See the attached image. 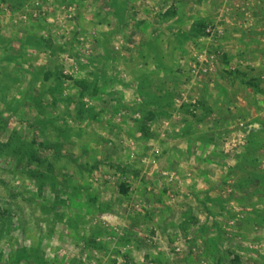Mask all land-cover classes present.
Instances as JSON below:
<instances>
[{
  "label": "rangeland",
  "instance_id": "374dc122",
  "mask_svg": "<svg viewBox=\"0 0 264 264\" xmlns=\"http://www.w3.org/2000/svg\"><path fill=\"white\" fill-rule=\"evenodd\" d=\"M144 3L0 0V264H144L145 228L114 223L134 203L124 148L158 130L161 110L196 132L179 144L194 189L212 174V226L197 227L188 264H264V133L240 132L258 109L240 106L255 72L236 68L228 83L222 58L219 77L203 70L212 3ZM156 58L164 70L148 69Z\"/></svg>",
  "mask_w": 264,
  "mask_h": 264
},
{
  "label": "crops",
  "instance_id": "0c3cea01",
  "mask_svg": "<svg viewBox=\"0 0 264 264\" xmlns=\"http://www.w3.org/2000/svg\"><path fill=\"white\" fill-rule=\"evenodd\" d=\"M161 2H163L161 7H166V0H161ZM205 2L212 3V10H214L212 14V55L215 57L208 62L209 66L205 67L202 64L198 66L200 68L203 66L205 71L212 67L213 79V77H219L221 73V71L218 72L219 63L221 58L225 59L226 63L221 64V70L224 69V80L228 83L229 75L236 72V68H240L239 71L255 72L253 75L256 79L252 82L256 85L255 87L248 86L249 84L246 83L245 88L249 91V98L241 100L240 106L242 110L247 109L245 103L250 102L254 104L253 109H258L254 115L242 120L241 125L245 126L240 129V132L242 136L251 134L252 132L250 133L247 128L252 125L254 131L264 133L263 127L258 125L261 124L262 119L260 118L264 112V48L260 46V43H264V20L259 22L256 17L257 23L251 15L252 10L261 2L263 7L264 0H205ZM144 5L152 6L150 0H145ZM56 15L58 13H50L48 16L53 19L57 18ZM67 16L65 14V17ZM148 17L155 16L151 14ZM249 31L254 34L252 37ZM239 32L241 34L237 35ZM235 39H239L241 43L240 53H236V47L240 43L237 44ZM258 47L262 49H257ZM193 55L202 56L200 52H193ZM235 55L238 56V60H234ZM248 57H256L257 60ZM156 60L157 62L151 63L148 69L151 70L150 67L153 65L157 68L156 70H164V64L158 58ZM188 63L189 66L191 63ZM218 79L223 81L221 78ZM225 89L228 92L229 89ZM256 103L259 106H256ZM172 114L174 112L161 110L156 117L161 123L158 125V130L155 129L152 132L148 130L147 137L140 139L141 142L132 139L134 143H127L124 148V152L130 151L132 160L130 164L124 162L131 169L129 185H127L124 198L134 203L133 206L128 207L130 213H125L127 210L125 208L124 213L127 220L124 218L121 222L114 224L145 228L148 234L146 236L151 238V241L147 242L149 245H147L145 257L143 255L130 256V259L132 257L143 259L144 264H188L192 262L190 258L193 253L191 252L197 250L199 246L196 243L197 238L200 237L197 227L212 226V187L210 186L212 174L203 176L202 184H200L203 185L201 190L194 189L196 187L193 180L195 176L189 173L192 162L179 155L181 154L179 144L182 140L193 138L196 132L185 123L182 128L175 129L172 126V117H174ZM212 117V119H218L217 116ZM254 120L257 121L256 126L253 124ZM198 131L200 130H197V133ZM170 134L174 135L171 142L167 139L170 138ZM226 144L229 145V143ZM190 146L191 149L195 147L192 142ZM206 171L203 170L204 173ZM206 262L205 264H208V261Z\"/></svg>",
  "mask_w": 264,
  "mask_h": 264
},
{
  "label": "built area",
  "instance_id": "2783aa9c",
  "mask_svg": "<svg viewBox=\"0 0 264 264\" xmlns=\"http://www.w3.org/2000/svg\"><path fill=\"white\" fill-rule=\"evenodd\" d=\"M210 31H211L210 27H206L205 32L209 33ZM212 31H213V29H212ZM214 57H215V55H211V57H210L211 60H209V61L211 62L212 58H214ZM150 241H151V238H148V242H150Z\"/></svg>",
  "mask_w": 264,
  "mask_h": 264
}]
</instances>
